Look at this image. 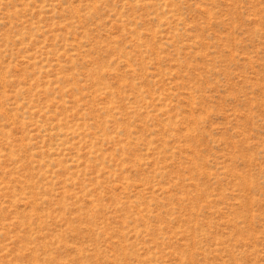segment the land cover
I'll list each match as a JSON object with an SVG mask.
<instances>
[{
    "label": "rangeland",
    "instance_id": "374dc122",
    "mask_svg": "<svg viewBox=\"0 0 264 264\" xmlns=\"http://www.w3.org/2000/svg\"><path fill=\"white\" fill-rule=\"evenodd\" d=\"M0 264H264V0H0Z\"/></svg>",
    "mask_w": 264,
    "mask_h": 264
}]
</instances>
